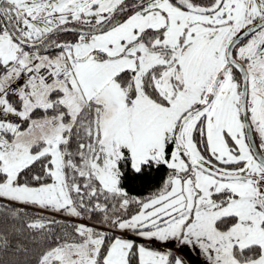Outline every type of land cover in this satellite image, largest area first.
Returning <instances> with one entry per match:
<instances>
[{"label": "snow or ice", "instance_id": "1", "mask_svg": "<svg viewBox=\"0 0 264 264\" xmlns=\"http://www.w3.org/2000/svg\"><path fill=\"white\" fill-rule=\"evenodd\" d=\"M0 264H264V0H0Z\"/></svg>", "mask_w": 264, "mask_h": 264}, {"label": "trees", "instance_id": "2", "mask_svg": "<svg viewBox=\"0 0 264 264\" xmlns=\"http://www.w3.org/2000/svg\"><path fill=\"white\" fill-rule=\"evenodd\" d=\"M162 175H163V170L161 171L160 174H154V176H155L154 180H152L150 183H148L142 187L138 186L136 188V190L133 192V194L134 195H141V196L148 195L149 192L158 185Z\"/></svg>", "mask_w": 264, "mask_h": 264}]
</instances>
